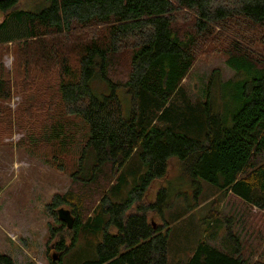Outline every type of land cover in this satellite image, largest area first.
<instances>
[{"label":"trees","instance_id":"16d2710c","mask_svg":"<svg viewBox=\"0 0 264 264\" xmlns=\"http://www.w3.org/2000/svg\"><path fill=\"white\" fill-rule=\"evenodd\" d=\"M41 3L35 12L21 0H0V32L9 31V22L24 27L20 37L0 43L14 44L16 77L13 83L0 78V101L9 100L13 88L37 95L33 105L41 111L45 106L46 114L56 105L83 120L88 135L72 180L88 185L104 164L118 178L97 197L99 212L85 221L69 191L46 205L64 231L56 211L70 207L73 225L65 232L101 237L95 257L81 264H167L170 225L147 218L148 212L161 216L157 206L164 189L147 207L143 191L166 178L171 159L191 180L264 212V0ZM183 18L186 26L180 24ZM211 39L222 41L219 48L234 77L220 84L225 91L203 84L192 101L182 81ZM121 53L129 55L125 70L118 68ZM47 89L54 90L55 101ZM75 241L72 236L65 246L61 240L58 260L49 263L62 264ZM0 264L15 263L0 254ZM175 264L248 263L241 250L229 254L201 238L189 257Z\"/></svg>","mask_w":264,"mask_h":264},{"label":"rangeland","instance_id":"374dc122","mask_svg":"<svg viewBox=\"0 0 264 264\" xmlns=\"http://www.w3.org/2000/svg\"><path fill=\"white\" fill-rule=\"evenodd\" d=\"M21 1L31 11L42 7L41 0ZM2 13L0 10V21ZM186 23L183 18L180 24ZM8 27L6 34L0 32V43L24 34L22 24L9 22ZM221 42L206 41L182 81V88L192 101L201 96L203 84L213 91H225L220 84L234 77L225 63L227 55L219 48ZM13 48L14 44L0 46V78L12 83L16 79ZM122 54L118 59L119 70H125L129 63V55ZM46 91L54 100V90ZM25 94L15 93L12 88L10 99L0 101V254L9 255L15 264H50L52 256L58 260L57 244L64 240V245L69 246L74 236V246L62 264H81L95 257L101 237L91 238L81 230L76 234L71 230L65 232L68 229L65 227L64 231L53 221L46 205L55 194L69 191L78 204L77 214L85 221L97 210V197L113 182L117 184L118 178L111 166L104 164L88 185L74 182L71 174L78 170L83 152L80 146L85 144L84 135H88L87 123L65 115L56 105L52 113L46 114L45 106L42 112L33 105L37 95ZM80 175L83 177L84 171ZM162 189L157 206L161 208V216L148 212L147 218L154 225L164 222L170 225L167 264L185 261L201 238L229 254L241 250L248 264L264 262L263 211L235 194L220 193L203 180H191L175 159L169 161L164 180L145 187L144 207L156 202ZM62 207L70 211L69 206Z\"/></svg>","mask_w":264,"mask_h":264},{"label":"water","instance_id":"95a60500","mask_svg":"<svg viewBox=\"0 0 264 264\" xmlns=\"http://www.w3.org/2000/svg\"><path fill=\"white\" fill-rule=\"evenodd\" d=\"M56 213H57V217H58L59 221L64 223L67 229H71L72 225H73V217H72L70 211L67 209H64V208H59V209H57ZM52 260L53 261L56 260L55 255L52 256Z\"/></svg>","mask_w":264,"mask_h":264},{"label":"crops","instance_id":"0c3cea01","mask_svg":"<svg viewBox=\"0 0 264 264\" xmlns=\"http://www.w3.org/2000/svg\"><path fill=\"white\" fill-rule=\"evenodd\" d=\"M3 254V253H2Z\"/></svg>","mask_w":264,"mask_h":264}]
</instances>
